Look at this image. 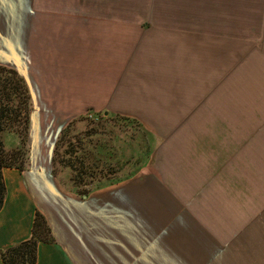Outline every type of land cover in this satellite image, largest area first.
<instances>
[{
  "label": "crops",
  "instance_id": "obj_1",
  "mask_svg": "<svg viewBox=\"0 0 264 264\" xmlns=\"http://www.w3.org/2000/svg\"><path fill=\"white\" fill-rule=\"evenodd\" d=\"M261 17L264 0H0V66L30 87L38 155L88 113L136 119L153 140L136 176L95 196L38 162L4 169L0 251L29 240L40 212L56 242L36 264H264Z\"/></svg>",
  "mask_w": 264,
  "mask_h": 264
},
{
  "label": "trees",
  "instance_id": "obj_2",
  "mask_svg": "<svg viewBox=\"0 0 264 264\" xmlns=\"http://www.w3.org/2000/svg\"><path fill=\"white\" fill-rule=\"evenodd\" d=\"M32 110V95L26 79L15 69L0 66V211L7 197L4 169H17L21 172L27 169ZM112 118L133 122L144 128L136 119L123 116ZM73 124H68L58 138L52 158V173L57 177L60 172L69 170L70 180L77 192L81 196H89L91 190L87 189V186L104 182L105 177H101V173L108 171L109 166L104 162L103 155L109 154L110 150L105 151L100 144L92 147V144L84 143L85 138L82 139L79 135L71 138ZM8 134L16 136L18 141L7 146ZM86 136L91 137L92 134L88 133ZM152 151L153 145L145 163L148 162ZM138 173L139 170L132 177ZM121 182L115 180L110 181V184ZM54 242L56 239L48 220L42 213L37 212L31 238L0 251V259L4 264H36L39 245Z\"/></svg>",
  "mask_w": 264,
  "mask_h": 264
},
{
  "label": "rangeland",
  "instance_id": "obj_3",
  "mask_svg": "<svg viewBox=\"0 0 264 264\" xmlns=\"http://www.w3.org/2000/svg\"><path fill=\"white\" fill-rule=\"evenodd\" d=\"M54 8L61 9L60 6H54ZM68 8L72 12H76L77 9L80 11L81 8H83L85 15H100L101 17H176V7L69 6ZM246 17L252 16L246 15ZM262 29L263 26L261 27L260 34H262ZM107 117H109L110 119H104L106 117L103 115L88 113L83 117L71 121L74 123L71 129V138L79 135L82 137V139L85 138L84 143L92 144V147H94L95 144H100L103 145L105 151L110 150V153L108 152L109 154L103 155L104 162L109 166L108 171L103 172V174L101 173V177H105L104 182L94 183L87 186V189L91 190L90 195L93 196L101 194L116 185H111L110 181L115 182L116 180L124 182L125 180H128V178L132 177L136 171L139 170L140 172L142 168L146 166L144 164H146L145 161L147 159V154L149 153L151 146L153 145L152 137L145 128L133 122L112 118L114 116ZM87 132L92 134V136L87 137ZM8 135L7 146H10L14 142L18 141L16 136L10 134ZM57 141L58 139L56 140V143ZM53 142L55 143V140H53ZM55 146L52 149L51 154L48 150H46L43 152L44 154H46V156H40L37 154V150H35L36 146L34 144L33 146H31L29 142L27 168L30 167V161H32L31 163L33 164V166L31 167L34 169L37 168L38 165L39 167L41 165V168H47L48 170H51ZM43 157H46L45 165H42V163L39 162ZM36 162H38L37 166ZM70 176V171L65 170L63 172H60L56 178L62 186L77 192L78 190L75 187L74 183L70 180Z\"/></svg>",
  "mask_w": 264,
  "mask_h": 264
},
{
  "label": "water",
  "instance_id": "obj_4",
  "mask_svg": "<svg viewBox=\"0 0 264 264\" xmlns=\"http://www.w3.org/2000/svg\"><path fill=\"white\" fill-rule=\"evenodd\" d=\"M106 115H108V113Z\"/></svg>",
  "mask_w": 264,
  "mask_h": 264
}]
</instances>
